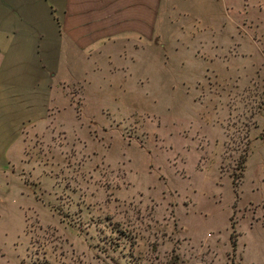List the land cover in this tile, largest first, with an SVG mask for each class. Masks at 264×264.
Listing matches in <instances>:
<instances>
[{"label":"rangeland","instance_id":"rangeland-1","mask_svg":"<svg viewBox=\"0 0 264 264\" xmlns=\"http://www.w3.org/2000/svg\"><path fill=\"white\" fill-rule=\"evenodd\" d=\"M161 6L23 135L0 264H264V0H221L212 34Z\"/></svg>","mask_w":264,"mask_h":264},{"label":"crops","instance_id":"crops-1","mask_svg":"<svg viewBox=\"0 0 264 264\" xmlns=\"http://www.w3.org/2000/svg\"><path fill=\"white\" fill-rule=\"evenodd\" d=\"M220 2L0 0V196L9 191L10 177L20 181L14 166L22 156L23 135L45 129L49 117L72 108L64 87L77 83L85 93L93 42L152 34L161 4H186L188 26L201 19V28L212 34Z\"/></svg>","mask_w":264,"mask_h":264},{"label":"trees","instance_id":"trees-1","mask_svg":"<svg viewBox=\"0 0 264 264\" xmlns=\"http://www.w3.org/2000/svg\"><path fill=\"white\" fill-rule=\"evenodd\" d=\"M258 107H260V106H258ZM244 158V157H243ZM241 159H242V157H241Z\"/></svg>","mask_w":264,"mask_h":264}]
</instances>
